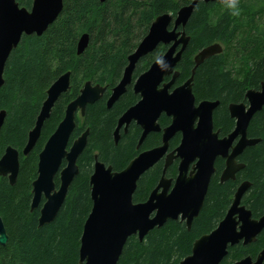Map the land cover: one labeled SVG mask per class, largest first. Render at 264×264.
I'll return each instance as SVG.
<instances>
[{"label":"trees","instance_id":"16d2710c","mask_svg":"<svg viewBox=\"0 0 264 264\" xmlns=\"http://www.w3.org/2000/svg\"><path fill=\"white\" fill-rule=\"evenodd\" d=\"M21 6L31 8L33 0H18ZM193 0H64L59 17L42 34L24 35L12 51L0 87V111L6 110L0 131V157L7 146L21 153V165L15 184L0 175V215L3 217L9 240L0 245V264H80V240L86 218L93 201L90 177L95 156L112 165L114 170L127 166L140 150L162 143V132L150 133L141 148L137 149L141 130L130 127L116 143L114 131L120 115L136 101L131 83L126 92L108 108L110 92L121 80L128 65L129 55L148 33L153 20L160 14L178 10ZM228 3L204 2L197 4L186 31L191 37L178 64L177 83L186 81L195 65V55L214 42L226 46L220 54L206 59L195 74L193 91L198 101L220 100L214 113L215 129L221 135L231 132L235 119L229 105L246 102L249 89H259L264 81V0H240L239 16H233ZM89 33L90 41L85 51L78 54V41ZM161 44L155 51L137 63L133 80L146 71L165 50ZM71 71V87L63 93L45 121L41 136L28 156L22 151L29 131L34 127L47 91L63 73ZM91 81L107 87L105 94L86 113L77 117V126L70 144L86 129H90L88 143L79 157L80 171L75 176L66 200L56 218L39 224L40 207L31 209L33 181L38 176L39 154L47 139L65 115L67 105L75 99L84 84ZM165 114L162 127L170 123ZM248 136L260 138L241 153L239 161L245 163L236 179L221 181L225 160L216 162L217 171L212 177L204 206L188 229L185 221L168 220L163 226L151 230L141 241L131 236L118 264H179L192 252L194 241L211 232L230 208L235 192L243 181L251 186L242 203L251 209L253 216L264 214V107L252 118ZM181 133L170 140V150L181 141ZM178 160L166 175L175 177ZM164 160L146 171L138 181L134 201H145L162 176ZM59 177L56 179L59 185ZM264 248V230L256 241L242 242L229 247L220 264H233L248 255L256 258Z\"/></svg>","mask_w":264,"mask_h":264},{"label":"water","instance_id":"95a60500","mask_svg":"<svg viewBox=\"0 0 264 264\" xmlns=\"http://www.w3.org/2000/svg\"><path fill=\"white\" fill-rule=\"evenodd\" d=\"M201 1L228 3V0H193L183 5L176 15L170 12L158 15L151 23L148 33L129 55L123 76L111 91L108 108L113 106L133 82L139 60L161 44L168 45L150 67L134 80V90L141 98L124 112L115 130L117 143L122 126L126 125L127 130L128 125L135 120L143 129L138 147L151 132L162 131V144L141 151L120 171L99 160L98 155L95 156L94 170L90 177L93 205L81 235L80 264H118L131 236L137 235L142 241L151 230L163 226L170 219H181L190 229L204 206L216 172L218 157L226 159L221 181L234 180L237 173L245 167V163L238 162L237 157L246 147L260 141V138L248 136V128L253 116L264 107V81L259 89L251 88L247 91V102H233L229 105L230 115L235 118L236 124L224 137H220L214 124V112L220 100L196 101L193 84L197 68L209 57L223 52L221 42L203 47L195 55V65L190 77L184 83L173 86L180 75L178 64L191 39L186 26ZM63 7L64 0H33L31 8L21 6L18 0H0V87L4 84V72L10 54L22 37L42 35L59 17ZM89 41V33L80 37L78 54L85 51ZM168 76L171 78L166 80ZM70 87L71 71L61 74L49 87L35 125L29 131L22 151L24 156H28L33 150L53 107ZM106 90L105 85L87 81L80 94L67 105L63 119L39 154L31 209L38 208L42 199H45L40 208V225L56 218L70 185L80 171L78 160L87 146L90 129H86L69 145L77 126L78 112L84 116L87 106L102 98ZM163 113L172 117L171 123L164 128L159 123ZM5 117L6 110L3 109L0 111V131ZM177 133L182 135L181 142L170 150V140ZM236 139L238 141L235 144ZM20 158V151L12 145L7 146L0 157V175L7 176L12 185L18 178ZM163 159V176L158 185L147 200L135 202L134 193L138 180ZM175 159H180L179 173L172 185L173 179L168 178L166 172ZM64 160L66 165L61 168ZM59 172L61 183L57 187L54 179ZM250 186L251 182L248 180L238 186L224 218L211 232L194 241L192 252L179 264H220L230 246L241 242L247 245L256 241L264 230V214L256 218L251 209L242 203ZM8 240L7 228L0 215V245H5ZM233 264H264V248L255 259L248 255Z\"/></svg>","mask_w":264,"mask_h":264},{"label":"flooded vegetation","instance_id":"af4514ba","mask_svg":"<svg viewBox=\"0 0 264 264\" xmlns=\"http://www.w3.org/2000/svg\"><path fill=\"white\" fill-rule=\"evenodd\" d=\"M170 78H171V76H168V77H166V80H169ZM178 78H179V77H178ZM177 80H178V79H177ZM177 80H176L175 84L173 85L174 87H176V86L182 84V83H180V84L177 83ZM184 82H185V81H184ZM184 82H183V83H184ZM132 83H133L132 85H133V88H134V80H133ZM193 85H194V84H193ZM128 86H129V85H128ZM112 89H113V88H112ZM81 90H82V89H81ZM111 91H112V90H111ZM134 91H135V90H134ZM135 93H136V92H135ZM79 94H80V93H79ZM110 94H111V92H110ZM136 94H137V93H136ZM109 96H110V95H109ZM139 97L141 98L140 94H139ZM140 98H139V100H140ZM108 99H109V98H108ZM139 100H138V101H139ZM203 100H204V99H203ZM138 101H136L135 103H137ZM196 101H197V103H199V102L202 101V100L198 101V100L196 99ZM107 102H108V101H107ZM244 102H245V101H244ZM246 102H247V101H246ZM135 103H134V104H135ZM134 104H133V105H134ZM107 106H108V105H107ZM131 106H132V105H131ZM131 106H130V107H131ZM130 107H128V108H130ZM128 108H127L126 110H128ZM216 109H217V108H216ZM126 110H125V111H126ZM125 111H124V112H125ZM215 111H216V110H215ZM124 112L120 115V117L124 114ZM214 113H215V112H214ZM79 114H81L80 111L78 112V116H79ZM164 114H165L167 117H169V118L171 119V120H170V123H171V121H172V117H171V116H168L166 113H163V114L161 115V117H162ZM81 115H82V114H81ZM78 116H77V117H78ZM120 117L118 118V121H119ZM161 117L159 118V123H160V119H161ZM231 117H232V116H231ZM232 118H233V117H232ZM234 119H235V118H234ZM76 120H77V119H76ZM170 123H169V124H170ZM169 124H168V125H169ZM235 124H236V120H235ZM117 125H118V123H117ZM134 125H136V126H138V127L140 128V130H141V135H142V132H143L142 127L137 123V121L133 120V121L128 125L127 130L125 129V126H126V125L122 126V128H121V130H120V138H121L122 133H128L130 127H132V126H134ZM160 125H161V123H160ZM165 127H166V126H165ZM234 127H235V126H234ZM116 128H117V126H116ZM116 128H115V130H116ZM162 128H164V127H162ZM233 129H234V128H233ZM215 130H216V129H215ZM160 132H162V131H160ZM151 133H152V132H151ZM229 133H230V132H229ZM229 133H228V134H229ZM228 134H226V135H228ZM141 135H140V137H141ZM219 135H220V137H224V136H226V135H221V134H220V130H219ZM181 136H182V135H181ZM140 137H139V140H140ZM114 138H115V131H114ZM181 138H182V137H181ZM119 140H120V139H119ZM237 141H238V139H236L234 143L236 144ZM180 142H181V141H180ZM138 144H139V141H138ZM138 144H137V149L139 150V149L141 148L142 145H141L140 147H138ZM161 144H162V143H161ZM179 144H180V143H179ZM156 146H157V145H156ZM153 147H154V146H153ZM150 148H152V147H150ZM147 149H149V148H147ZM143 150H145V149H143ZM143 150H140L139 153H140L141 151H143ZM171 150H173V149H171ZM139 153H138V154H139ZM138 154H137V155H138ZM240 155H241V154H240ZM240 155L237 157V161H238V162H240V161H239V157H240ZM133 158H134V157H133ZM219 158H222V157H218V159H219ZM98 159H99V158H98ZM218 159H217V160H218ZM222 159L225 160V166H226V159H225V158H222ZM99 160H100V159H99ZM131 160H132V159H131ZM131 160H130V161H131ZM163 160H164V159H163ZM163 160H162V161H163ZM177 160H178V165H177V174H176V176H175V177H169V176L166 175L168 178H172V179H173V181H172V185H174V183H175V181H176V178H177V176H178V173H179V162H180V159H175V160L173 161V163H174L175 161H177ZM217 160H216V162H217ZM160 162H161V161H160ZM160 162H159V163H160ZM173 163H172V164H173ZM242 163H243V162H242ZM164 164H165V160H164ZM172 164H171V165H172ZM65 165H66V160L63 161V164H62V167H61V168H63ZM127 165H128V164H127ZM171 165H170V166H171ZM170 166H169V167H170ZM124 168H125V167H124ZM124 168H123V169H124ZM113 169H114V168H113ZM163 169H164V167H163ZM224 169H225V167H224ZM224 169H223V170H224ZM121 170H122V169H121ZM223 170H222V172H223ZM116 171H120V170H116ZM216 171H217V167H216ZM222 172H221V174H222ZM215 173H216V172H215ZM162 176H163V173H162ZM162 176L160 177V179L162 178ZM213 176H214V175H213ZM57 177H59V180H60V183H61L60 172L55 176V179H54V180H55V183H56V179H57ZM140 178H141V177H140ZM160 179L158 180V182H157V184L155 185V187L158 185ZM220 179H221V175H220ZM138 181H139V180H138ZM60 183H59L58 186H57V184H56V186L59 187V186H60ZM155 187H154V188H155ZM154 188H153V189H154ZM153 189L151 190V192L153 191ZM151 192H150V193H151ZM149 195H150V194H149ZM148 197H149V196H148ZM146 200H147V199H146ZM44 201H45V199L43 198V199H42V202H41V204H40V206H39L40 208H41L42 204L44 203ZM135 202H136V201H135ZM137 202H141V201H137ZM36 209H37V208H36ZM180 220H181V219H180ZM181 221H182V220H181ZM258 254H259V253H258ZM256 257H257V256H256ZM254 259H255V258H254Z\"/></svg>","mask_w":264,"mask_h":264},{"label":"clouds","instance_id":"9594fccd","mask_svg":"<svg viewBox=\"0 0 264 264\" xmlns=\"http://www.w3.org/2000/svg\"><path fill=\"white\" fill-rule=\"evenodd\" d=\"M240 0H228L227 7L231 10L233 16H239L241 9L239 7Z\"/></svg>","mask_w":264,"mask_h":264},{"label":"rangeland","instance_id":"374dc122","mask_svg":"<svg viewBox=\"0 0 264 264\" xmlns=\"http://www.w3.org/2000/svg\"><path fill=\"white\" fill-rule=\"evenodd\" d=\"M165 45V44H164ZM167 46V48H168V45H166ZM223 46H224V48H225V44L223 43ZM159 47V46H158ZM224 51V50H223ZM79 118H80V122H81V120H82V116H81V114H79V116H78Z\"/></svg>","mask_w":264,"mask_h":264}]
</instances>
